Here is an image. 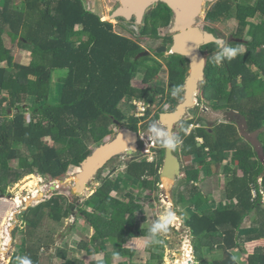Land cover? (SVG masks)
I'll list each match as a JSON object with an SVG mask.
<instances>
[{
	"label": "trees",
	"instance_id": "obj_1",
	"mask_svg": "<svg viewBox=\"0 0 264 264\" xmlns=\"http://www.w3.org/2000/svg\"><path fill=\"white\" fill-rule=\"evenodd\" d=\"M209 7L207 19L212 23L237 20L232 35L243 38V42L232 44L239 49L245 46V50L228 60L219 44L206 46L210 54L202 85L204 96L216 109L244 114L251 131L264 127V0H217ZM172 15L165 3L151 8L140 33L150 37L149 46L172 44L171 35H146L160 21L169 25ZM7 29L19 36L22 49L34 54L29 65L18 71L14 52L4 42ZM138 41L116 32L114 24L103 20L84 0H19L18 4L16 0H1L0 195L5 196L9 186L25 175L57 179L77 173L92 153L90 146L111 139L118 127L116 121L139 131L140 119H145L153 107L159 115L175 109L176 99H149L146 116H135L132 97L147 93L134 86V80L147 68V57L137 56L144 50ZM168 58V73L175 88L184 82L187 59L178 54ZM162 68L159 63L153 71L158 73ZM12 82H25V88H17ZM23 93L25 99L21 101ZM11 109L15 110L13 115ZM191 123L186 121L180 128L181 154L192 159L183 168L186 182L181 192L187 195L179 193L178 202L183 210L193 211L186 213L183 224L192 235L195 264H264V245L256 246L246 260L242 259L249 242L264 240V164L235 123H221L212 133L201 128L187 134ZM198 137L204 143H199ZM260 140L264 145V131ZM114 159L100 171L102 184L90 196L91 208L79 207L54 192L24 210L20 217L23 228H17L24 238L9 264H24L26 259L31 264H43L44 250H53L51 257L62 260L61 264H85L69 254L83 249L104 253L90 264L101 260L103 264H165L168 240L163 236L158 235L159 243L142 246L152 226L147 222L152 201L147 207L143 201L152 196L134 192L136 187L154 191L160 186L163 157L149 161L135 156L124 172L113 176L109 167ZM107 169L108 175L103 176ZM208 176H216L220 184L217 202L211 201L212 190L201 188V178L208 183ZM122 184H128L123 194L118 191ZM74 212L93 230L90 241L76 249L56 245L53 234L43 227L45 219L62 222ZM247 218H253L254 223L246 228ZM207 253L211 259L206 258Z\"/></svg>",
	"mask_w": 264,
	"mask_h": 264
},
{
	"label": "rangeland",
	"instance_id": "obj_2",
	"mask_svg": "<svg viewBox=\"0 0 264 264\" xmlns=\"http://www.w3.org/2000/svg\"><path fill=\"white\" fill-rule=\"evenodd\" d=\"M18 1V0H17ZM85 4L95 12L99 13L104 20H110V14L113 11L114 0H84ZM1 2V0H0ZM210 4L205 6V10L200 18L202 20L204 18V14L207 11ZM115 30L118 33L123 35L132 37L134 39L140 40L141 44L148 48V50H154L158 45L149 46V42L151 40L148 36H134L128 31H125L122 26L118 23V20L112 21ZM237 20L233 19L228 22L218 21L212 23L211 26L216 29L217 34L222 37H226L227 39H232V34L236 29ZM170 22V26H171ZM200 24L204 25V23ZM166 30L167 28L164 27ZM163 32V31H161ZM3 38L6 47L11 48L14 52L15 56V71L29 65L31 59L34 54L29 53L28 50H24L19 45V36L12 33L9 29H7L3 33ZM243 40V39H242ZM234 40L232 39L230 43H226V46H231L237 48L238 46L232 44ZM235 42H243L235 40ZM160 43V41H159ZM224 46V47H226ZM242 51L245 50V46H240ZM6 63L2 64L5 65ZM166 67L163 66L162 73L160 74V78L163 83L167 80V71H165ZM255 69V68H254ZM54 81H57V78H54ZM15 84L17 88L22 87V90L25 88V82L21 84ZM11 98L10 96L8 97ZM198 98V97H197ZM25 94L23 93L21 96V101H24ZM138 101V100H137ZM145 100L138 101L144 102ZM214 103H211L207 99H204L200 102L199 110L195 109L191 115L187 114L183 120L193 117L197 122L202 120V124H205L208 128H212V130L217 126L219 120H225L224 118V110L216 109ZM195 107H198L197 105ZM208 108V111L205 114H202V108ZM157 109L155 107L152 108V111L145 119L141 118L138 125L140 130V136L144 138L146 142V146L144 149L136 152L133 155H121L119 157H115V159L110 164V170L112 171L113 176H115L117 171L124 172L126 170V160L130 157L139 156V158L148 159L149 161H154L155 158L159 159V157L164 158L165 150H166V141H167V132L164 126H162L159 122V113H157ZM10 113L13 115L15 110L11 109ZM135 114V111H134ZM146 115H144L145 117ZM29 118V117H28ZM182 120V121H183ZM181 121V122H182ZM180 122V123H181ZM196 122V123H197ZM210 122H213L212 125H209ZM179 123V124H180ZM119 128V127H118ZM118 129H116L115 133L110 136V140H112ZM175 135L178 134V129L175 127L174 130ZM46 140L50 141L49 138ZM109 140V141H110ZM179 141V139H177ZM176 141V143H177ZM107 142V141H106ZM199 142V141H198ZM104 143V142H103ZM102 143V144H103ZM98 144H92L90 149L93 151ZM176 146V145H175ZM175 148V147H174ZM149 150V151H147ZM177 154V151H175ZM183 168L184 166L190 162V158L186 157L184 159L183 156L180 155ZM215 166H212L213 170ZM108 169L103 172V176L108 175ZM75 172H69L57 179L52 178L50 175L41 176L37 174L25 175L20 178L16 183L9 186L7 193L4 195H0V264H9L15 252H18L20 249V243L24 238L23 232L18 230L17 228H23L22 221L20 219L21 213L25 210L27 206H34L38 203L50 198L54 192L58 194L66 196L69 201H73V196L71 194L72 189L75 184ZM185 175V174H184ZM101 176V177H103ZM100 177V176H99ZM225 179V175L223 176ZM209 178V181H205L201 178V188L205 190L208 187V190L211 191V197L213 202H217L220 199V184L218 183L217 177H205ZM212 178V179H211ZM185 176L181 175L176 183L171 187V185L167 186L166 183L161 184L154 191L146 190L144 191L141 187H136L134 190L135 193H139L141 196H152L151 200L143 201L146 204H149L151 201L150 207H148L147 217L149 220L147 222L149 224L154 225L156 220H165L167 217V222L170 228L167 231L161 233L167 241L166 249H165V264H184L189 259H194V249L189 245L192 243V235L189 230L184 226L183 219L187 217V214H192L193 211L190 209L184 208L182 204L178 202L179 193L185 194L181 192L183 185L185 184ZM226 180V179H225ZM131 183L130 180H128ZM57 183V184H56ZM102 182L100 179L95 178L90 184L89 190L84 193V196L80 200L79 207H88L91 208L93 205L90 201V196L93 194L96 189L101 186ZM52 186H55L56 189L52 190ZM128 190V184H122L121 189L118 191L126 193ZM36 192L37 196L32 197V195ZM24 198L23 202L20 203L18 198ZM128 200V198H126ZM150 201V202H149ZM16 204V207H15ZM153 204V205H152ZM185 211V212H184ZM173 214L171 216H167V214ZM187 213V214H186ZM146 215V213H145ZM144 215V216H145ZM254 223L253 218H247L244 222V227H249ZM45 230L51 232L53 234L54 239L56 240V245L67 244L73 248L79 247V244L82 242L90 241L91 236L93 235V230L89 226V224L77 214H73L69 218L64 219L62 222H56L51 218L47 217L44 222ZM183 251V255H180V252ZM54 253L51 251H43L42 263L47 264L52 262L53 264H61L62 260L57 257L52 258L51 254ZM69 254H74L78 259L82 260L85 264H90L93 260L101 259L104 256L103 252L93 254L83 249L80 252H69ZM207 259H211L212 256L207 253ZM246 260V259H245ZM195 264V261H194Z\"/></svg>",
	"mask_w": 264,
	"mask_h": 264
},
{
	"label": "water",
	"instance_id": "obj_3",
	"mask_svg": "<svg viewBox=\"0 0 264 264\" xmlns=\"http://www.w3.org/2000/svg\"><path fill=\"white\" fill-rule=\"evenodd\" d=\"M118 3L110 14V19L116 18L132 19L135 17L141 23L144 16L150 9L160 2L165 3L173 12L174 21L171 32L173 43L171 52L182 55L189 59L190 69L184 84V100L179 102L175 110L162 112L159 115V122L167 131V140L176 142L174 128L186 117L189 109L197 104V94L199 85L205 80L206 76V57L201 51L204 44L217 43L224 46V38L216 36L214 33L204 30L198 26L197 22L205 10L207 3L217 0H114ZM239 41H243L242 39ZM166 46L158 49L162 52ZM144 54H147L144 53ZM228 121H236L238 130L242 137L247 140L256 151L259 160L264 164V145L260 140V134L264 127L251 131L247 117L242 113L232 109L226 112ZM120 125V122H118ZM146 142L141 138L139 132L127 126H122L115 137L103 144L98 145L85 160L82 161L79 171L75 174V184L71 191L73 202L78 205L89 190L90 184L98 176L99 171L108 164L113 158L121 155H133L139 150L144 149ZM181 162L174 153V148L166 147L163 166L160 173L161 180L167 186H173L177 178L181 176ZM57 184V183H56ZM56 189L52 186V190ZM30 206V205H29ZM27 206L25 210L29 207ZM75 209V207H73ZM193 248L192 244L189 245ZM183 255V251L180 252ZM184 264H194L189 259Z\"/></svg>",
	"mask_w": 264,
	"mask_h": 264
},
{
	"label": "flooded vegetation",
	"instance_id": "obj_4",
	"mask_svg": "<svg viewBox=\"0 0 264 264\" xmlns=\"http://www.w3.org/2000/svg\"><path fill=\"white\" fill-rule=\"evenodd\" d=\"M115 3H114V7H117L118 6V3L116 2V1H114ZM216 2V1H215ZM215 2H212V3H209L210 5L211 4H213V3H215ZM19 3V0L17 1L16 0V4H18ZM208 4V3H207ZM156 5V4H155ZM154 5V6H155ZM153 6V7H154ZM206 6V5H205ZM113 7V8H114ZM152 7V8H153ZM210 7H208V9H209ZM208 9H207V11L205 12V14H204V18L202 19V20H200V18H201V16H200V18H199V20H198V22H197V24H198V26H200L201 28H203L204 30H207V31H209V32H211L210 30L211 29H213V30H216L215 28H213L212 26H211V24H212V22H210V21H208V19H207V12H208ZM151 10V9H150ZM147 14H149V13H147ZM147 14L144 16V18H143V20H142V22L141 23H138L137 22V20H136V18L135 17H132V19H129V20H127V19H124V18H116V19H114V20H112V19H110L109 21H116V20H118V23L122 26V28L125 30V31H128L129 33H131L132 35H136V36H140V33H141V31L144 29V26H145V22H146V20H147ZM102 19H103V17H102ZM104 20V19H103ZM173 21H174V17H173V15H172V20L170 21L172 24H173ZM200 22L201 23H204V25H202V24H200ZM216 22H218V21H216ZM113 23V22H112ZM214 23V22H213ZM172 24H171V26H170V24L169 25H165L164 23H163V21H160L159 22V24L157 25V27L156 28H153V29H151V30H149L148 32H147V34L146 35H159V36H166V35H171L172 36V38H173V33L171 32V28H172ZM164 27H166L167 29L165 30L164 29ZM114 28H115V26H114ZM132 29V30H131ZM116 31V30H115ZM161 31H163V32H161ZM117 32V31H116ZM212 33H214V32H212ZM121 34V33H120ZM121 35H123V34H121ZM215 35L216 36H218V37H222V36H220L219 34H217V32H215ZM124 36H126V35H124ZM129 37V36H128ZM222 38H224V40H225V42H224V46H226L225 44L227 43H230V41L233 39L234 41L236 40L237 41V39L238 40H241V39H243V38H241V37H235V36H233L232 35V39L231 40H229V39H227L226 37H222ZM137 40V39H136ZM140 44H141V42H140V40L138 41ZM173 43V42H172ZM212 43H210V44H204V45H202L201 46V51H202V53L204 54V56L206 57V66H207V60H208V55L210 54V50H209V48H206V46H209V45H211ZM217 44V43H216ZM142 45V44H141ZM143 46V45H142ZM162 46H166V49L164 50V51H162V52H158V49L160 48V47H162ZM171 46H172V44L171 45H165V44H159L157 47H155V49L154 50H148V48H145L144 46V50L142 51V52H140V53H138V57L139 58H141V57H147V59L145 60V64H146V69L142 72V74H140L139 75V77L137 78V79H135L134 80V86L135 87H137V88H139V89H141V90H146V94H143L142 96H141V93L139 92L138 94L136 93V95H134L133 97H132V100H149V99H153V100H155V101H167V100H174V99H176L177 101H178V104H179V102H181L182 100H184V84H185V79H186V77H187V75H188V73H189V69H190V61H189V59H187L186 57H184V56H182V57H184V58H186L187 59V64H188V72H187V74H186V76H185V79H184V82L182 83V84H180L178 87H175V88H172V86L173 85H171V77H170V75H169V73H167V80H165V83H163L162 82V80H161V78L159 77L160 76V74L162 73V69L157 73V72H155V71H153V67L155 66V67H157L158 66V64L160 63V64H162L163 66H165L166 68V71L168 72V68H167V62H166V60L167 59H169L168 57L170 56V55H172V54H174V53H172L171 52ZM220 46V45H219ZM221 47V48H225V47ZM147 52V54H144V53H146ZM205 78H206V76H205ZM205 81V80H204ZM203 81V82H204ZM203 82H201L200 83V85H199V90H198V94H197V106L198 107H194V108H192V109H189L188 110V112H187V114H189V115H191L192 114V112H194L195 111V109H200L199 108V105H200V102L201 101H203L204 99H206L205 98V96H204V93H203V90H202V85H203ZM178 89V90H177ZM209 101V100H208ZM211 102V101H210ZM211 103H213V102H211ZM177 104V105H178ZM176 105V106H177ZM213 105H215V103L213 104ZM176 108V107H175ZM175 110V109H174ZM228 110H232V109H224V112H223V114H224V118H225V120H219V122L217 123V125H219V124H221V123H235L236 124V126H237V122L236 121H228L227 120V118H226V112L228 111ZM173 111V110H172ZM208 111V108H202L201 109V112H202V114H205L206 112ZM239 112V111H238ZM241 113V112H240ZM244 115V114H243ZM137 117H140V116H137ZM189 120H192V123L190 124V126H189V129H188V132H187V134H190L193 130H197V129H205V130H207L209 133H212V128H208L205 124H202V120L201 121H199V122H197L196 120H194V118L193 117H191V118H188V119H185V120H183L180 124L178 123V124H176V128L178 129V134L176 135V141H177V139H179V141H177V143H176V146H175V148H174V153H175V151H177V156H178V158H179V160H180V162H181V175H183V176H185V179H186V174H185V172L183 171V165H182V161H181V158H180V155L181 156H183L182 154H181V152H182V145H183V140L181 139V137H180V128L182 127V124L184 123V122H186V121H189ZM118 122H120V121H116V124L118 125V127H117V129L119 130L122 126H125V125H123L121 122H120V125L118 124ZM197 122V123H196ZM212 123L213 122H210L209 123V125H212ZM238 127V126H237ZM174 130H175V128H174ZM138 132V131H137ZM167 132V131H166ZM175 134V133H174ZM139 135H140V133H139ZM201 138V137H200ZM203 140V142L202 143H204V139H202ZM165 155V154H164ZM119 157V156H118ZM184 157V156H183ZM186 157H184V159H185ZM190 158V161H191V157H189ZM134 159V157H130L129 156V159L128 160H126V164H127V162H129V161H132ZM148 160V159H147ZM163 161H164V158H163ZM162 169V168H161ZM185 174V175H184ZM99 176H100V174L97 176L98 177V179H99ZM96 177V178H97ZM179 178V177H178ZM177 178V179H178ZM177 181V180H176ZM185 182H186V180H185ZM176 183V182H175ZM174 183V184H175ZM161 184H164V182L161 180ZM160 184V185H161ZM172 187V186H171ZM75 213V212H74Z\"/></svg>",
	"mask_w": 264,
	"mask_h": 264
},
{
	"label": "clouds",
	"instance_id": "obj_5",
	"mask_svg": "<svg viewBox=\"0 0 264 264\" xmlns=\"http://www.w3.org/2000/svg\"><path fill=\"white\" fill-rule=\"evenodd\" d=\"M224 51L227 53V59L228 60H231L233 59L236 55H238L240 52H241V49L239 48H234V47H231V46H226ZM220 57H217V60H219ZM178 90V89H177ZM141 137V136H140ZM142 138V137H141ZM176 145V142L174 140H167L166 141V146L168 148H174ZM146 146V145H145ZM140 151V150H139ZM118 157V156H117ZM114 159V158H113ZM110 162V161H109ZM108 162V163H109ZM105 167V166H104ZM103 167V168H104ZM102 168V169H103ZM80 169V168H79ZM101 169V170H102ZM100 170V171H101ZM100 171H99V174H100ZM98 174V175H99ZM98 178V177H97ZM95 192V191H94ZM93 192V193H94ZM173 214L169 213L167 214V216H171ZM168 222H167V217L165 220H159L157 221V223H155L154 225H152L151 227L148 228V231H147V237L143 240L142 242V246L143 247H149L153 244H156V243H159V240H158V235L167 231L168 229ZM24 264H31V261L26 259ZM98 264H103V261H98Z\"/></svg>",
	"mask_w": 264,
	"mask_h": 264
},
{
	"label": "built area",
	"instance_id": "obj_6",
	"mask_svg": "<svg viewBox=\"0 0 264 264\" xmlns=\"http://www.w3.org/2000/svg\"><path fill=\"white\" fill-rule=\"evenodd\" d=\"M141 101V100H138ZM137 100H132V103L135 105V116H144L147 114L150 107V103L145 100L144 102H138ZM197 140L199 143H202V138L198 137ZM149 151V150H147ZM156 159V158H155Z\"/></svg>",
	"mask_w": 264,
	"mask_h": 264
},
{
	"label": "crops",
	"instance_id": "obj_7",
	"mask_svg": "<svg viewBox=\"0 0 264 264\" xmlns=\"http://www.w3.org/2000/svg\"><path fill=\"white\" fill-rule=\"evenodd\" d=\"M220 196H221V192H220ZM259 245H264V240H258V241H254V242H249L248 244H247V250H248V253H246V254H244V256H243V260H245V259H247L248 258V255H249V253H251L253 250H254V248L256 247V246H259Z\"/></svg>",
	"mask_w": 264,
	"mask_h": 264
},
{
	"label": "bare ground",
	"instance_id": "obj_8",
	"mask_svg": "<svg viewBox=\"0 0 264 264\" xmlns=\"http://www.w3.org/2000/svg\"><path fill=\"white\" fill-rule=\"evenodd\" d=\"M32 176H33V175H32ZM36 196H37V194H36V192H35V193L32 195V197H36ZM24 200L26 201V199H24V198H21V197L18 198V201H20V203L23 202Z\"/></svg>",
	"mask_w": 264,
	"mask_h": 264
}]
</instances>
